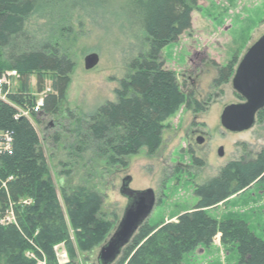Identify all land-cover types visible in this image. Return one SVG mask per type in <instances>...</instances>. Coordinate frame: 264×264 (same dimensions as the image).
<instances>
[{"label": "rangeland", "instance_id": "374dc122", "mask_svg": "<svg viewBox=\"0 0 264 264\" xmlns=\"http://www.w3.org/2000/svg\"><path fill=\"white\" fill-rule=\"evenodd\" d=\"M127 3L128 0H41L26 23V37L32 44L29 47L51 44L75 65L60 114L51 116L41 111L36 120L32 119L47 159L46 177H51L58 192L70 238L54 247L52 264H101V250L131 204L122 195L126 179L132 180L129 187L133 191L155 192L157 205L147 224L158 231L161 225L175 223L195 208L199 202L197 187L217 177L231 162L254 159L264 149V120L257 119L255 126L243 133L223 128L224 109L243 99L234 90L232 79L223 85L215 84L219 68L236 59V72L248 50L264 36V0H197L192 29L163 51V60L165 69L175 73L182 92L191 94L206 109L196 113V105L188 109L183 104L168 118L156 153L150 155L144 148L127 159V167L114 165L108 157L92 150L77 151L85 122L107 103L118 101L116 91L132 74V63L149 51L147 35ZM93 54L100 61L88 71L85 60ZM44 79L42 93L38 77L32 76L30 81L29 92L37 102L52 93L53 76L46 75ZM15 85L17 91L20 80ZM201 138L203 144L199 143ZM220 148H224V157L218 155ZM63 187L70 192L86 188L103 199L98 215L109 229L105 240L89 251L85 250L89 240L80 239L71 225L61 193ZM32 203L20 200L0 225L21 230L19 215ZM208 213L218 221L242 219L257 237L264 239V178ZM38 235L39 230L35 237ZM84 241L87 243L83 246ZM29 243L32 250L26 253L28 259L36 264H51L45 251L33 240ZM181 264H239V256L227 251L217 236L211 247L197 248Z\"/></svg>", "mask_w": 264, "mask_h": 264}, {"label": "trees", "instance_id": "16d2710c", "mask_svg": "<svg viewBox=\"0 0 264 264\" xmlns=\"http://www.w3.org/2000/svg\"><path fill=\"white\" fill-rule=\"evenodd\" d=\"M40 2L0 0V77L11 70L21 76V87L10 95L9 101L0 99V132L9 133L13 140L12 151L0 155V220L20 200L33 201L19 215L21 230L0 225V264H36L26 257L32 250V240L52 264L54 247L70 241L58 192L51 177H46L47 159L32 121L38 114L33 113L31 119H16V106L31 108L37 103L29 92L35 75L41 93L45 76H53L52 93L44 98L42 111L59 115L75 67L51 44L29 47L32 44L26 37V23ZM127 5H131L136 21L147 35L149 51L132 63V74L116 91L118 101L107 103L85 122L77 146L79 153L92 150L120 167H127V159L144 148L150 155L156 153L168 118L183 104L188 109L196 105V113L206 109L191 94L182 92L175 73L165 69L163 60V51L192 29L197 0H128ZM236 64L234 59L219 68L215 84L228 83ZM71 116L75 118L73 113ZM257 119L264 120V110ZM263 178L264 149L254 159L231 162L217 177L196 188L199 202L191 212L175 223L161 225L158 231L145 223L115 263L181 264L186 255L201 246L211 247L220 236L223 247L238 254L239 264H264V239L257 237L246 221H218L208 213ZM61 193L71 225L80 239L89 240L85 250H91L105 240L109 229L98 215L102 197L86 188L70 192L63 187ZM83 243L84 246L87 241Z\"/></svg>", "mask_w": 264, "mask_h": 264}, {"label": "water", "instance_id": "95a60500", "mask_svg": "<svg viewBox=\"0 0 264 264\" xmlns=\"http://www.w3.org/2000/svg\"><path fill=\"white\" fill-rule=\"evenodd\" d=\"M99 56L90 55L85 60L86 70L90 71L99 64ZM232 85L244 102L227 106L221 116L223 128L231 133H243L251 130L257 116L264 110V36L256 42L239 63L233 75ZM203 144L204 140L199 139ZM224 157V148L218 151ZM132 180L123 183L122 195L131 202L123 219L99 255L101 264H115L122 251L130 244L139 229L147 223L157 205V197L152 189L133 191L129 186Z\"/></svg>", "mask_w": 264, "mask_h": 264}, {"label": "built area", "instance_id": "2783aa9c", "mask_svg": "<svg viewBox=\"0 0 264 264\" xmlns=\"http://www.w3.org/2000/svg\"><path fill=\"white\" fill-rule=\"evenodd\" d=\"M20 74L15 71H6L0 77V99L4 101H9V97L12 93L16 92L15 82L20 80ZM44 105V99L38 101L34 107L31 108H23L21 106H16L18 110V114L16 119H20L22 117H26L31 119L32 114H39L42 111V107ZM12 137L9 133L0 132V155L5 152L12 151Z\"/></svg>", "mask_w": 264, "mask_h": 264}, {"label": "flooded vegetation", "instance_id": "af4514ba", "mask_svg": "<svg viewBox=\"0 0 264 264\" xmlns=\"http://www.w3.org/2000/svg\"><path fill=\"white\" fill-rule=\"evenodd\" d=\"M242 102H244V101H242ZM259 114H260V113H259ZM259 114H258V115H259ZM257 118H258V116H257ZM203 140H204V139H203ZM227 166H228V165H227Z\"/></svg>", "mask_w": 264, "mask_h": 264}]
</instances>
